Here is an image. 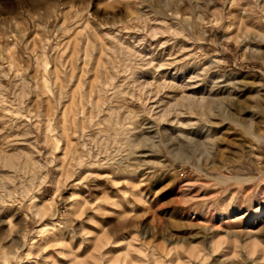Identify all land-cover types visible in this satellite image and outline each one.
Segmentation results:
<instances>
[{
  "label": "rangeland",
  "instance_id": "rangeland-1",
  "mask_svg": "<svg viewBox=\"0 0 264 264\" xmlns=\"http://www.w3.org/2000/svg\"><path fill=\"white\" fill-rule=\"evenodd\" d=\"M0 264H264V0H0Z\"/></svg>",
  "mask_w": 264,
  "mask_h": 264
},
{
  "label": "bare ground",
  "instance_id": "bare-ground-1",
  "mask_svg": "<svg viewBox=\"0 0 264 264\" xmlns=\"http://www.w3.org/2000/svg\"><path fill=\"white\" fill-rule=\"evenodd\" d=\"M190 104H192V103H190ZM145 157V156H144Z\"/></svg>",
  "mask_w": 264,
  "mask_h": 264
}]
</instances>
